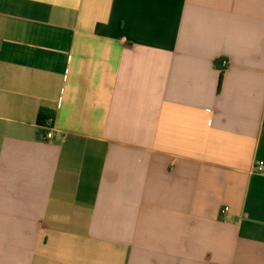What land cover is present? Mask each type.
Here are the masks:
<instances>
[{
    "label": "crops",
    "instance_id": "obj_1",
    "mask_svg": "<svg viewBox=\"0 0 264 264\" xmlns=\"http://www.w3.org/2000/svg\"><path fill=\"white\" fill-rule=\"evenodd\" d=\"M258 161L264 0H0V264H264Z\"/></svg>",
    "mask_w": 264,
    "mask_h": 264
},
{
    "label": "built area",
    "instance_id": "obj_2",
    "mask_svg": "<svg viewBox=\"0 0 264 264\" xmlns=\"http://www.w3.org/2000/svg\"><path fill=\"white\" fill-rule=\"evenodd\" d=\"M45 133L43 135V140L50 141L54 138V120H49L44 126ZM255 171L259 173H264V163L258 161L255 165ZM230 210L229 206L224 207L222 213H226Z\"/></svg>",
    "mask_w": 264,
    "mask_h": 264
},
{
    "label": "trees",
    "instance_id": "obj_3",
    "mask_svg": "<svg viewBox=\"0 0 264 264\" xmlns=\"http://www.w3.org/2000/svg\"><path fill=\"white\" fill-rule=\"evenodd\" d=\"M223 82V73L220 76L219 88H221ZM54 120V114L48 110L42 109L39 114V122L41 125H45L49 120Z\"/></svg>",
    "mask_w": 264,
    "mask_h": 264
}]
</instances>
